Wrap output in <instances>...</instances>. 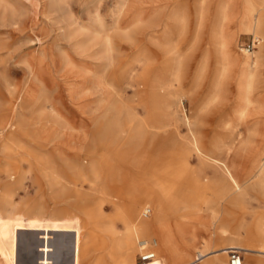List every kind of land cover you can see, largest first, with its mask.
Wrapping results in <instances>:
<instances>
[{
  "label": "rangeland",
  "instance_id": "1",
  "mask_svg": "<svg viewBox=\"0 0 264 264\" xmlns=\"http://www.w3.org/2000/svg\"><path fill=\"white\" fill-rule=\"evenodd\" d=\"M220 4L229 15L224 30L230 47L225 62L228 72L221 80L222 101L227 104L222 112L216 104L200 108L209 97V85L217 71L211 33ZM245 5L246 0L0 3V124L10 122L5 136L14 131L18 136L17 142L5 149V140L0 137V195L8 191L17 205L8 211L43 218L80 216L74 209L60 213L57 207L74 203L88 207L101 188L107 187L102 209L103 221L110 229H104L103 222L82 217V236H89L90 241L86 239L81 264H92L97 259L111 264L106 257L107 247L99 242L104 239L116 243L124 235L121 216L126 204L123 185L111 179L112 172L119 170L123 176L141 173L139 169L126 170L115 149L127 144L138 121L144 122L148 136L147 144L140 148L151 146L152 138L159 139L150 165H157L159 150L171 155L186 153L190 171L185 172L182 183L196 175L191 171L207 182L218 176L224 178L222 169L239 182L254 172L264 157V94L256 97L241 117L227 109L236 96L241 49L252 40L246 31L247 21L241 19ZM176 11L183 14L184 27L182 32L174 31L169 47L177 48L183 70L174 81L173 76L161 74L171 57L159 42L162 30L174 25L172 16ZM99 22L104 24L103 31L96 34ZM161 24L164 28L158 31ZM106 37L110 39L109 47L105 45ZM203 58L206 70L199 72ZM156 74L160 75V90L172 92L165 102L152 97ZM157 120L161 127L155 129ZM194 137L208 159L201 160L194 152L189 144ZM215 157L219 159V174L211 165ZM49 168L66 179L67 203L54 200L58 187L47 176ZM97 178L100 183L95 181ZM246 200L255 210L264 209V190L248 184ZM250 218L243 217L245 225ZM203 221L206 226L208 223L209 231H199L197 246L213 242L210 217L203 215ZM240 252L244 262L252 264L248 260L252 254ZM137 262L141 264L138 258Z\"/></svg>",
  "mask_w": 264,
  "mask_h": 264
},
{
  "label": "bare ground",
  "instance_id": "2",
  "mask_svg": "<svg viewBox=\"0 0 264 264\" xmlns=\"http://www.w3.org/2000/svg\"><path fill=\"white\" fill-rule=\"evenodd\" d=\"M0 3L6 4L7 0H0ZM226 11L223 4L216 7L217 22L211 33V39L217 53L215 61L217 71L209 85V97L200 104V108L206 109L216 104L219 112L225 111L227 107V104L222 101L221 84V80L228 72L225 62L230 56V47L224 30V22L229 18ZM241 19L247 21L246 31L251 35L254 46L252 51L241 49L243 53L239 57L241 70L237 76L236 96L227 108L228 112L239 117L246 113L256 97L264 94L262 82L264 81V0H246ZM172 20L174 21L172 27L168 26L162 30L164 27L161 24V28L158 29L163 33L159 46L169 50L171 57L169 63L161 68V74L173 76L174 81H177L183 70V62L177 58V55L181 56L177 48L173 46L170 48L169 45L174 31L176 29L183 31V14L174 12ZM103 25L99 22V29L95 30L96 34L102 33ZM104 41L106 47H109L110 39L106 37ZM206 62L205 58L201 59L199 72L206 70ZM159 82L160 75L156 74L154 83L151 84L152 97L157 101L165 102L172 92L161 91ZM156 122L153 128L158 129L161 124L159 120ZM137 124L128 135L127 144L115 149L116 156L124 161L126 170L139 169L141 173L138 176H129L128 173L123 176L119 174V170L112 172L111 179L123 185L126 204L121 216L124 223V235L116 243L110 244L104 239L99 242L101 247H107L106 257L111 264H138L137 254L146 248H150L155 253L151 264H190L196 257L202 264H228V253L234 249L252 254L248 257L250 263L264 264V209L257 211L246 200L248 184L251 188L264 190V157L256 170L249 172L241 182L232 179L229 172L222 169L224 178L218 176L207 182L196 171H191L196 175H191L187 183H182L185 172L190 171L186 153L177 151L175 155H171L165 150H159L157 165H150V156L155 150L153 147L159 144V139L152 138L151 146L140 148L147 144L148 136L144 122L138 121ZM10 126V122L0 124V137L5 140L3 149L17 142L15 140L18 136L15 131L5 136V131ZM223 126H228V123H224ZM118 138L119 135L116 136V139ZM189 144L201 160L208 159L205 151L201 152L199 140L196 137L189 140ZM184 160H186L185 163ZM212 160L214 163L211 165L219 174L221 169L218 164L219 159L215 157ZM68 168L72 169V167ZM49 169L47 176L51 177L53 184L58 187L54 200L67 203L65 198L69 186L66 179L55 170ZM95 181L100 183L98 178ZM143 183L148 187H145ZM99 194L88 207H82L76 203L61 204L57 207L60 213L67 214L74 209L80 213V216L65 215L50 218L29 216L25 212L11 214L8 211L9 208L17 206L13 196L8 191L0 195V264H31V249L35 242L33 236L23 233L24 231H41L40 237L46 240V244L41 245L39 249L45 254L44 257H40L39 264H60L61 247L65 248L70 238L54 233H75L73 264H81L84 248L88 244L87 240L90 241L89 236H82L84 227L81 223L82 217L94 220L96 223L103 222L101 224H104V229H110L109 223L103 221L102 209L107 201V187H102ZM147 210L150 216L144 215ZM239 211L241 214L238 217ZM203 215H208L214 226V231L210 234L213 242L209 244L207 241L202 246H197L199 231L201 229L209 231L206 228L208 223L206 226L203 221ZM243 215L251 217L246 225ZM64 264H71V262ZM92 264H102V262L97 259ZM243 264H246L244 259Z\"/></svg>",
  "mask_w": 264,
  "mask_h": 264
},
{
  "label": "crops",
  "instance_id": "3",
  "mask_svg": "<svg viewBox=\"0 0 264 264\" xmlns=\"http://www.w3.org/2000/svg\"><path fill=\"white\" fill-rule=\"evenodd\" d=\"M23 233L30 234L31 236H33V238L36 236L39 241L43 240L40 237L42 235L41 231H36V232L35 231H27V232L24 231ZM54 234H60V235L66 236V237L68 236V238H70L68 243L65 244V248H64V246L61 247L62 250L60 251V255H59L60 264L67 263L68 261L71 262L72 253H73V261H74V255H75V233H54ZM73 234H74V247H72V241H71ZM68 246H70V247H68ZM40 247H41V244L39 242L37 244H34L33 248L31 249L32 250V257L30 259L31 264H39L38 262L40 260L41 254H42L39 251Z\"/></svg>",
  "mask_w": 264,
  "mask_h": 264
},
{
  "label": "built area",
  "instance_id": "4",
  "mask_svg": "<svg viewBox=\"0 0 264 264\" xmlns=\"http://www.w3.org/2000/svg\"><path fill=\"white\" fill-rule=\"evenodd\" d=\"M254 46V41L253 39L247 43L245 45V48L247 50H251L253 49ZM149 210H147L144 215H148ZM138 257V261L143 264V263H148L151 260H153V258L155 257V253L154 251H152L150 248H146L143 250V252L138 253L137 255ZM190 264H202L200 262V259L198 257H196V259L190 263ZM228 264H243V256L241 254V252L239 250H230L228 253Z\"/></svg>",
  "mask_w": 264,
  "mask_h": 264
},
{
  "label": "water",
  "instance_id": "5",
  "mask_svg": "<svg viewBox=\"0 0 264 264\" xmlns=\"http://www.w3.org/2000/svg\"><path fill=\"white\" fill-rule=\"evenodd\" d=\"M33 240H34V242H35V244H37V243H39L40 242V244L41 245H45L46 244V240L44 239V240H41V241H39L38 239H37V237L35 236L34 238H33ZM72 247H74V234H73V236H72ZM45 256V254L44 253H42L41 254V257H44ZM73 253H72V259H71V264H73Z\"/></svg>",
  "mask_w": 264,
  "mask_h": 264
}]
</instances>
